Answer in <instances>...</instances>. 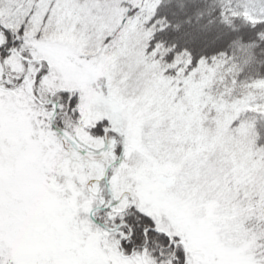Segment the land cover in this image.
I'll return each mask as SVG.
<instances>
[{"label": "snow or ice", "instance_id": "obj_1", "mask_svg": "<svg viewBox=\"0 0 264 264\" xmlns=\"http://www.w3.org/2000/svg\"><path fill=\"white\" fill-rule=\"evenodd\" d=\"M0 264H264V8L0 0Z\"/></svg>", "mask_w": 264, "mask_h": 264}, {"label": "trees", "instance_id": "obj_2", "mask_svg": "<svg viewBox=\"0 0 264 264\" xmlns=\"http://www.w3.org/2000/svg\"><path fill=\"white\" fill-rule=\"evenodd\" d=\"M237 6L251 15H257L264 8V0H260L259 3L256 0H236Z\"/></svg>", "mask_w": 264, "mask_h": 264}]
</instances>
